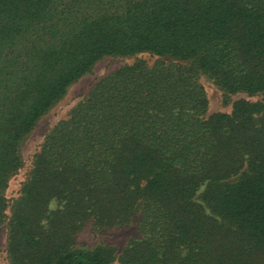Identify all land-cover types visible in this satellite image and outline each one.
<instances>
[{
  "label": "trees",
  "instance_id": "obj_1",
  "mask_svg": "<svg viewBox=\"0 0 264 264\" xmlns=\"http://www.w3.org/2000/svg\"><path fill=\"white\" fill-rule=\"evenodd\" d=\"M140 52L157 59L100 79L45 134L9 205L36 120L100 57ZM198 73L226 102L264 93V0H0L8 264H111L113 246L75 235L135 216L118 264H264V101L207 114Z\"/></svg>",
  "mask_w": 264,
  "mask_h": 264
},
{
  "label": "rangeland",
  "instance_id": "obj_2",
  "mask_svg": "<svg viewBox=\"0 0 264 264\" xmlns=\"http://www.w3.org/2000/svg\"><path fill=\"white\" fill-rule=\"evenodd\" d=\"M156 59L157 56L150 52H140L133 55H105L96 60L88 71L72 81L67 86L64 94L36 120L29 133L20 141L18 151L22 164L9 176L3 192L9 205L12 200L19 196L22 183L32 168L33 156L40 149L45 134L61 120L68 117L70 110L89 94L95 83L122 66L130 65L138 60L151 65ZM163 59L168 61L167 58ZM197 77L199 83L204 88L208 100L207 114L230 112L232 101L241 98L249 101H264V93L248 95L245 92H239L230 95L229 100L226 102L224 101L223 92L209 77L203 73H198ZM201 190L202 188L198 193ZM55 205L56 203L53 201L50 207L54 208ZM9 214L10 210L7 208L6 215L8 216ZM137 220L138 216H135L126 225L104 229H97L88 221L75 235L73 247L91 249L98 244H108L116 249L115 259L111 264H118L117 257L122 249L130 240L140 238L141 236L137 229ZM6 238L7 229L4 223L0 226V264H8Z\"/></svg>",
  "mask_w": 264,
  "mask_h": 264
}]
</instances>
